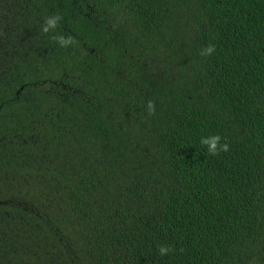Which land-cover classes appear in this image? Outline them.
Returning a JSON list of instances; mask_svg holds the SVG:
<instances>
[{"label": "trees", "instance_id": "16d2710c", "mask_svg": "<svg viewBox=\"0 0 264 264\" xmlns=\"http://www.w3.org/2000/svg\"><path fill=\"white\" fill-rule=\"evenodd\" d=\"M0 264H264V0H0Z\"/></svg>", "mask_w": 264, "mask_h": 264}, {"label": "clouds", "instance_id": "9594fccd", "mask_svg": "<svg viewBox=\"0 0 264 264\" xmlns=\"http://www.w3.org/2000/svg\"><path fill=\"white\" fill-rule=\"evenodd\" d=\"M60 17H49L45 21V26L43 27L44 32H48L50 29H54L57 25L58 20ZM57 40L61 46H67L72 43L71 39H65L63 36L57 37ZM211 51V49H209ZM148 108L151 111L152 105L151 103L148 104ZM201 145L205 146L206 151L212 155L217 154L220 151H228L229 145L227 143H221V136L219 135H209L205 137H201L200 139ZM159 254L161 256L167 255L170 249L168 247L161 246L159 248Z\"/></svg>", "mask_w": 264, "mask_h": 264}]
</instances>
